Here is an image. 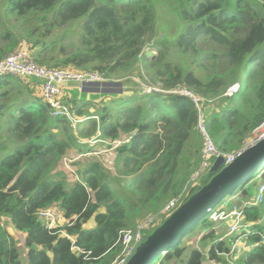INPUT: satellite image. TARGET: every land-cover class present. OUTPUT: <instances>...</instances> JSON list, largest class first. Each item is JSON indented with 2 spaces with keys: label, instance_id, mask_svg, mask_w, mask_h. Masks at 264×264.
I'll return each instance as SVG.
<instances>
[{
  "label": "trees",
  "instance_id": "trees-1",
  "mask_svg": "<svg viewBox=\"0 0 264 264\" xmlns=\"http://www.w3.org/2000/svg\"><path fill=\"white\" fill-rule=\"evenodd\" d=\"M160 3L179 20L172 37L158 36ZM6 14L22 30L0 31V60L24 41L41 66L97 72L110 82L137 77L165 92L64 91L62 103L80 120L73 124L29 83L0 78V264H113L123 231L155 217L142 243L211 181L209 169L191 180L204 148L199 109L170 91L200 99L222 156L244 150L264 123V0H7ZM235 84L238 93L226 96ZM65 158L76 159L72 183ZM260 181L264 166L236 192L238 201L254 198ZM51 206L61 207L68 224L48 229L38 213ZM245 214L262 220L256 228L264 231V203ZM5 221L24 235V262ZM215 225L207 217L153 264H231L234 238L221 240L224 225ZM197 232L206 251L190 244ZM63 233L91 258L72 251ZM233 264H264V245Z\"/></svg>",
  "mask_w": 264,
  "mask_h": 264
},
{
  "label": "built area",
  "instance_id": "built-area-1",
  "mask_svg": "<svg viewBox=\"0 0 264 264\" xmlns=\"http://www.w3.org/2000/svg\"><path fill=\"white\" fill-rule=\"evenodd\" d=\"M147 52L150 53L149 50H147ZM3 77H12L21 80L35 78L39 80V91L41 97L53 110V114L55 116L65 117L73 124L80 122V120H76L68 108L62 103V97L64 95L63 86L66 84H75L80 89H83L92 84H104L106 82H110L106 80L105 76L97 72H77L69 68H48L41 66L34 61L28 48L23 46L11 52L3 60H0V78ZM239 89V84L231 86L227 90L226 96L231 97L232 95L238 93ZM144 90V92L147 93L165 92L159 86H149ZM169 93L179 94L191 98L199 109L200 116L198 129L204 137V148L201 168L193 178V180L196 181L200 173L207 169L210 170L213 162H215V160L222 155L217 150L213 140L207 134L204 123L205 114L201 111L200 99L187 89H178L170 91ZM254 136L255 139L258 140L264 138V123L255 130ZM224 157L226 158L225 166L229 165L235 159V155ZM75 160L76 159L65 158L63 160V165H65L66 171L68 170L78 179L76 169L71 165V163ZM237 198H239L238 195ZM177 201L178 199L171 201L165 211L171 210ZM263 203L264 181H260L254 198L235 201V203L231 204L230 202L224 200L216 208L210 211L208 215L209 220L217 225L222 224L226 228V233L221 240L227 241L229 239V241H231L230 238H234L230 251L226 254L227 257L229 255H231V257L237 256L241 252V246H244L242 248L243 250L249 251L257 246L264 245V231L256 228V226L262 225V220L254 222L249 221L245 214V210L247 208L259 207ZM38 216L46 223L49 230H54L68 224L63 210L58 206H51L43 209L38 213ZM155 220V217H150L143 224L139 225L136 230H125L121 233L120 240L123 245V250L119 258L113 264H127L130 258L135 254L137 247L142 241L143 231L148 229V227ZM63 234L72 240V251L86 260L91 258L90 251H86L85 249L78 247L73 237L68 236L66 233ZM253 236L257 237L258 240L251 243L249 240Z\"/></svg>",
  "mask_w": 264,
  "mask_h": 264
},
{
  "label": "water",
  "instance_id": "water-1",
  "mask_svg": "<svg viewBox=\"0 0 264 264\" xmlns=\"http://www.w3.org/2000/svg\"><path fill=\"white\" fill-rule=\"evenodd\" d=\"M90 86L96 92H122L121 82L112 81ZM225 162L224 156L215 160L209 170L211 173H216L211 181L192 195L140 243L127 264H153L157 258L179 245L194 227L208 217L212 209L226 198L233 196L247 181L252 180L264 166V138L253 140L235 155L234 161L229 165L225 166Z\"/></svg>",
  "mask_w": 264,
  "mask_h": 264
},
{
  "label": "rangeland",
  "instance_id": "rangeland-1",
  "mask_svg": "<svg viewBox=\"0 0 264 264\" xmlns=\"http://www.w3.org/2000/svg\"><path fill=\"white\" fill-rule=\"evenodd\" d=\"M6 9H7V0H0V31L3 32L5 29H10V30L14 31L16 35H18V33L22 30V28L19 27L20 22H17L14 17L7 15ZM157 9H158V18H157L158 19V21H157L158 22L157 23L158 36L159 37H162V36H171L172 37L173 35L178 33L180 31V29H179V20L176 17V15L167 6H165L164 4H161V3L159 4ZM20 46L26 47L27 44L24 41H21ZM115 82H121L122 83L121 89H130V90H136V91H140V92L145 91L144 90L145 88L151 86L148 82H144L141 78H137V77H130L127 79H122V81H115ZM63 88L70 95H72L74 93H80L82 91L75 84H66L65 86H63ZM210 108L211 107H207L206 110L208 111ZM253 140H255V136L251 141L253 142ZM252 142H250L249 144H251ZM62 166H64V168H65V165H62ZM66 174H67L69 182L72 183L74 181H77V177L73 176L68 170L66 171ZM195 174H196V172H195ZM195 174L192 175L191 180H193ZM255 179H257V178H255ZM236 195H237V193H235L231 197L226 198L225 201L230 202V204L235 203V202H232L231 200L234 199V197ZM230 207H231V205H230ZM154 222L148 228H152L153 226H155L157 221H156V223H154ZM4 226L7 228L8 232L11 234V237H12V240L14 241V243L18 246V248L20 250L21 260L24 262L25 258H26L25 253H22L23 244H24V235L22 233L15 231L14 228L12 227V225L7 221L4 222ZM215 226H217V225H215ZM219 227L220 226L218 225L217 228H219ZM221 229H222L221 231H223L222 235L224 236V234L226 233V228L224 227ZM201 232H203V231H201ZM202 236H203L202 233L197 232V234H194V235L188 237V239L190 240V244H191L192 248H199L202 251L207 250V249H204L201 247ZM15 240H16V242H15ZM243 247L244 246H241V249H240L241 252L237 256L231 257V255H229L227 257V260H229V263L233 264V262L237 258H239V256H241V254L245 251L242 249Z\"/></svg>",
  "mask_w": 264,
  "mask_h": 264
},
{
  "label": "crops",
  "instance_id": "crops-1",
  "mask_svg": "<svg viewBox=\"0 0 264 264\" xmlns=\"http://www.w3.org/2000/svg\"><path fill=\"white\" fill-rule=\"evenodd\" d=\"M21 80V79H19ZM23 82L29 83L31 86H33V88L35 89L36 94H38L39 96H41L40 91H39V85H40V81L35 79V78H29V79H25V80H21ZM63 91H65V89L63 88ZM239 199L237 198V195L234 197V199H232V202L238 201Z\"/></svg>",
  "mask_w": 264,
  "mask_h": 264
}]
</instances>
